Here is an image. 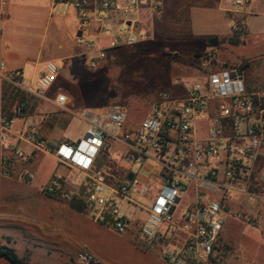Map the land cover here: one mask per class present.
Returning a JSON list of instances; mask_svg holds the SVG:
<instances>
[{
	"label": "built area",
	"instance_id": "obj_1",
	"mask_svg": "<svg viewBox=\"0 0 264 264\" xmlns=\"http://www.w3.org/2000/svg\"><path fill=\"white\" fill-rule=\"evenodd\" d=\"M10 1L0 0V5L5 9ZM222 1L232 34L241 33L238 16L248 13L251 0ZM158 7L156 0H51L50 15L73 12L76 48L95 68L111 51L148 39L143 12ZM191 65L198 74L195 81L175 83L184 94L159 92L150 115L133 130L124 129L125 105L72 111L65 107V97L57 95L52 104L85 125L82 139L57 145L41 136L28 104L32 98L44 99L56 67L47 63L28 82L19 71L1 72L18 97L0 120V176L12 177L15 167L26 165L32 154L49 156L73 176L64 180L55 175L42 187L44 195L82 203L92 221L118 234L139 220L121 210L117 200L123 199L144 213L138 234L145 244L164 249L170 233L181 235L178 248L163 251L167 264L219 263L225 217L248 225L264 218V91H248L241 70L219 64L214 48L195 54ZM15 120L21 121L17 131L12 127ZM112 142L117 143L114 155ZM149 162L160 167L154 178L159 188L143 207L136 199L147 196L150 188L136 180L132 169ZM18 178L30 184L34 174L24 170ZM188 190L189 201L184 202ZM73 258L77 264H101L88 251H78Z\"/></svg>",
	"mask_w": 264,
	"mask_h": 264
},
{
	"label": "crops",
	"instance_id": "obj_2",
	"mask_svg": "<svg viewBox=\"0 0 264 264\" xmlns=\"http://www.w3.org/2000/svg\"><path fill=\"white\" fill-rule=\"evenodd\" d=\"M156 1L163 3L164 7L161 14L153 15L149 11H144L141 19V23L148 32L149 38L153 30L160 31L161 35H165L167 40H170V42L166 41L169 47H171L170 51L181 53L182 57L186 60L192 53H203L211 48H215L214 50L216 51L219 64L228 67H238L241 70L242 80L246 89L248 91H261L257 90L259 83L253 80L250 75L251 61L243 58L241 62H237V58L234 59L232 56V50L237 45L234 46L227 42V39L232 35L230 31L231 23L226 18L228 14L224 10L227 8V5L222 0ZM251 1L252 5L247 7L248 12L250 8H257L256 3L261 0ZM50 6L51 0H11L5 9L0 5V64H3V69L0 71V74L1 72L7 74L11 71H19L25 82H28L39 73H42L47 63H52L53 65L54 63L62 64L61 69L58 70L57 80L55 79L51 88L42 94L44 99H31L32 102L37 104L35 110L38 114H33V117L38 122V129L41 136L50 145H57L64 141L74 142L81 135L84 137L85 134V125L78 119L84 126L80 132L81 134L67 137L62 136L56 139L51 134L55 127L62 126L66 129L69 125V120L61 113L57 114L55 110H60L52 103L57 95H63L65 97L66 108L67 104L78 101L77 92L64 89V86L67 84V81H75L82 73L84 70V63L82 61L85 57H82L79 50L77 48L75 49L74 46L57 59L42 57L41 48L32 57L29 55V51H27L28 45L26 44V38L27 34L32 35V32H35V30L32 27H18V25L25 26L23 24L25 22L30 24L44 22L42 32L45 33L49 21L53 17L50 15ZM24 13L26 16L23 18ZM242 23L244 33L247 37V28L244 26V20ZM175 24L179 25L177 28L180 29V34L175 37L173 35H167L170 30L168 26ZM74 30H76L77 35V28L72 26V33ZM67 32L71 33V28ZM43 37L44 34H42ZM214 37L217 38L218 42L215 47H212L208 44V41ZM148 39L132 46L137 45L139 48L152 46L154 43L147 41ZM164 43L165 41L160 38L156 40L155 45L157 48H163ZM41 44L42 40L39 47H41ZM220 48H223V51ZM243 63L247 64L244 70L241 69ZM150 68L153 71H157V73L160 70V73L154 79L162 81L164 86L162 92H166L172 96H182L184 94V89L176 85V82L195 80L198 75L193 66H188L187 61H182L180 64V62L172 63L163 59L157 62H151ZM88 74L91 78H97L99 76L103 80L106 74V68L102 66L101 62L97 67L90 68V73ZM171 84H173L172 87ZM13 88L0 76V120L3 109L7 110L10 103L18 97L15 96ZM97 89V86L89 89L83 87V90L81 89L79 93L81 95L84 93L92 98H98L99 100L95 103L98 106H87L86 103L80 102L81 106L78 109L98 108L113 103L107 102V97L104 95L105 92L102 91L99 93ZM40 106L44 110L42 113H39ZM15 122L18 123L17 127H14V125L12 127L14 131H17L20 128L21 121L15 120L13 124ZM51 159L57 168L51 176L59 175L66 176L67 178L73 176V171L58 165L53 158ZM47 205H50L55 210L54 215L50 218L54 219L56 229L53 234H50L49 240L51 242L50 250L48 249L49 253L47 254V249H45L40 264H77L73 257L78 251L90 252L100 260L101 264H167L163 259V251L170 252L175 250L180 246L182 240L181 235L170 233L164 249L145 244L138 234V228L144 215L138 221H130L127 231L118 234L115 231L112 233L110 228L98 225L83 213L71 209L64 202L52 200L47 201ZM221 240L223 242V239ZM234 259L236 262H239L241 258L238 259L235 256ZM225 262L230 263L231 261L224 260L223 264Z\"/></svg>",
	"mask_w": 264,
	"mask_h": 264
},
{
	"label": "rangeland",
	"instance_id": "obj_3",
	"mask_svg": "<svg viewBox=\"0 0 264 264\" xmlns=\"http://www.w3.org/2000/svg\"><path fill=\"white\" fill-rule=\"evenodd\" d=\"M158 3L159 7L152 12L153 15H160L162 12L163 3ZM256 4L257 8H250L247 15L238 17L242 22L244 20V26L247 28V37L243 30V35L239 37V44L232 50V56L234 59L237 58V62H241L243 58L251 61L250 75L253 80L259 83L257 90L264 91V0L258 1ZM250 5H252V1L248 7ZM25 16L26 14L24 13L22 17L24 18ZM226 18L231 23L230 16L227 15ZM23 24L25 26L18 25V27H32L35 30L32 35L27 34L26 38L27 51L32 57H34L35 52L39 48L42 50V57H50L51 59L60 58L67 50H71L72 46L76 49V30L72 33V26L78 30V23L72 11H68L63 16H53L45 33L42 32L44 22L32 24L25 22ZM178 26L176 24L168 26L170 30L168 29L169 34L167 35L175 37L180 34L181 31L177 28ZM70 28L71 33H68L67 31ZM42 34H44L43 38ZM160 38L165 41L163 48H157L155 45L156 40ZM41 40L42 44L39 47ZM242 40L243 42H241ZM147 41H151L154 44L140 48L137 45L126 46L111 52L108 58L102 62V66L106 68L103 80L99 76L97 78L89 76L88 60L84 58L82 61L84 63L82 73L75 81H67L64 86V89L77 92L78 97L77 102L74 101L72 104H67V109L77 110L81 106L80 102L86 103L87 106H98L95 104L99 100L98 98L79 93L81 89L83 90V87L89 89L97 86V92H105L104 95L107 97V102L126 106L128 114L124 129H135L144 118L150 115L157 101L158 92L164 90L162 81L154 79L160 73V70H158V73L153 71L150 68V63L163 59L172 63L180 62V64L182 61H187L188 66L192 67L191 60L195 55V53H192L186 60L181 53L170 51L171 47L167 43L170 40H167L166 36L161 35L158 30H153ZM220 50L223 51V48H220ZM54 66L58 71L61 69L62 64L54 63ZM57 77L58 72L56 80ZM194 81L185 80L183 82L184 84H189ZM172 86L173 84H171ZM14 101L10 103V106ZM28 104L30 105L29 113L31 115L38 114L35 110L37 104L31 100H28ZM55 111L57 114L61 113L64 115L69 120V125L66 129L62 126L55 127L51 132L53 138L81 134L80 132L84 127L81 122L68 112ZM42 112L44 110L40 106L39 113ZM13 125L17 127L18 123L15 122ZM82 138L83 135L75 141ZM111 145L113 148L111 153L114 155L117 143L112 142ZM24 170L34 174V179L30 184H25L18 178V175ZM55 170H57L56 164L54 165V161L49 156L32 154L26 165L15 167L12 177L3 178L0 176V244L13 248L17 256L25 258L29 264H40L45 249H47V254L50 250V234L55 232L56 225L54 219L50 218L54 215L55 210L50 205H47V201L53 200L69 204V202L58 198L56 200L51 199L41 192L42 187L51 182L54 177L51 174ZM132 170L136 174L138 182H146L149 185V194L136 199L137 203L145 207L158 192L159 182L155 181L154 178L159 174L160 167L156 163L149 162L141 167H134ZM62 177L64 180L67 179L66 176ZM189 193L190 191L188 190L184 202L189 201ZM117 204L129 219H140L144 215L143 211L126 204L123 199L117 200ZM183 207L184 203H181L179 209ZM81 213L89 217L84 211V207ZM224 225L223 242H221L223 246L221 251L222 260L215 264H223L224 260L231 261L224 264H264V218L261 217L254 225H248L245 222L235 220L231 216H226ZM110 231L114 233V230L111 229ZM235 256L238 259L241 258L239 262L235 261ZM0 264L6 263L0 260Z\"/></svg>",
	"mask_w": 264,
	"mask_h": 264
},
{
	"label": "trees",
	"instance_id": "obj_4",
	"mask_svg": "<svg viewBox=\"0 0 264 264\" xmlns=\"http://www.w3.org/2000/svg\"><path fill=\"white\" fill-rule=\"evenodd\" d=\"M243 34V31L239 34L237 33H233L228 39L227 42L231 45H238L239 44V37ZM215 49V48H214ZM247 67L246 63H243L241 65V69L244 70ZM15 91V96H18V91L13 88V92ZM20 99H22V97H20ZM6 112L5 109H3V113L2 115ZM47 197L51 198V199H55V196H49L47 195ZM69 207L77 212H82L83 211V204L80 202H69ZM7 240H9L7 238ZM0 260L5 262L6 264H29L28 261L25 258H20L17 256V254L15 253L14 249L6 246V245H1L0 244Z\"/></svg>",
	"mask_w": 264,
	"mask_h": 264
},
{
	"label": "water",
	"instance_id": "obj_5",
	"mask_svg": "<svg viewBox=\"0 0 264 264\" xmlns=\"http://www.w3.org/2000/svg\"><path fill=\"white\" fill-rule=\"evenodd\" d=\"M127 24H129V23H127ZM217 42H218V40H217V38H212V39H210L209 41H208V44L210 45V46H212V47H215L216 45H217ZM239 75H241V73L239 72ZM131 178H132V175L131 174H129V175H127V177H126V179L129 181V180H131Z\"/></svg>",
	"mask_w": 264,
	"mask_h": 264
}]
</instances>
